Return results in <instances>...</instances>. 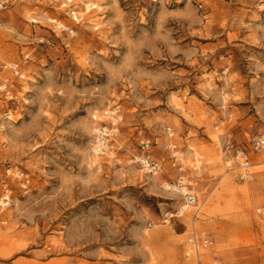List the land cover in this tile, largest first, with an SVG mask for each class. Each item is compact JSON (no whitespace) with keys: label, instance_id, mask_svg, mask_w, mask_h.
Instances as JSON below:
<instances>
[{"label":"rangeland","instance_id":"1","mask_svg":"<svg viewBox=\"0 0 264 264\" xmlns=\"http://www.w3.org/2000/svg\"><path fill=\"white\" fill-rule=\"evenodd\" d=\"M0 16V264H264V153L249 179L225 153L264 131V0H10ZM112 122L116 158L94 151ZM144 138L156 158L176 144L184 173L131 162ZM179 175L198 192L184 211ZM193 232L210 243L192 250Z\"/></svg>","mask_w":264,"mask_h":264},{"label":"built area","instance_id":"2","mask_svg":"<svg viewBox=\"0 0 264 264\" xmlns=\"http://www.w3.org/2000/svg\"><path fill=\"white\" fill-rule=\"evenodd\" d=\"M10 0H0V13L2 10L7 8V4ZM1 18V16H0ZM18 65L13 66V70L23 77L21 73L17 70ZM7 82H4L0 86V91L5 92L7 95ZM112 114L106 112V115ZM119 135V129L116 123H111V125H100L95 129V142H94V151L98 155H107L111 158H116L117 149L116 142ZM173 136V133H170V137ZM157 145L152 139L144 138L141 139L138 143L136 154L132 155L131 162L139 164L142 169L147 173L156 176L158 173L163 172L165 169V162L169 160L172 167L176 168L179 172L184 173L183 160L182 156L177 151L176 144H170L168 146L169 153L164 158H156L154 156V147ZM251 151L254 153H264V131L257 133L251 136L245 145H236L234 143H228L226 145L225 153L229 154L226 159V165L228 169L234 168L233 163L236 164L242 172L239 177L241 179H249L253 174L250 168L253 166L251 159ZM18 177L23 175L17 173ZM193 178L186 175H179L176 180L168 184L167 188L169 190L176 191L180 193L183 197L184 206L196 205L198 202V192L195 190ZM8 195L2 198V203L8 201ZM6 204V203H5ZM259 213H264L263 209H258ZM182 214V213H181ZM189 244L192 247V250L199 249L200 245H208L210 243V235L203 232L202 235H197L195 232L192 233L189 238Z\"/></svg>","mask_w":264,"mask_h":264},{"label":"bare ground","instance_id":"3","mask_svg":"<svg viewBox=\"0 0 264 264\" xmlns=\"http://www.w3.org/2000/svg\"><path fill=\"white\" fill-rule=\"evenodd\" d=\"M88 7H90L88 5ZM112 114H115V112H112ZM169 189V188H168ZM9 191H7V194L9 195L10 193H8ZM10 198V196H8V199ZM188 208V206H182V211L186 210Z\"/></svg>","mask_w":264,"mask_h":264}]
</instances>
